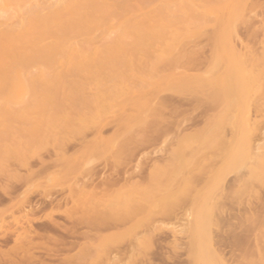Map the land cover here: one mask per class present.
Listing matches in <instances>:
<instances>
[{
	"label": "rangeland",
	"instance_id": "rangeland-1",
	"mask_svg": "<svg viewBox=\"0 0 264 264\" xmlns=\"http://www.w3.org/2000/svg\"><path fill=\"white\" fill-rule=\"evenodd\" d=\"M140 18L99 19L82 100L0 137V264H264V0L103 34Z\"/></svg>",
	"mask_w": 264,
	"mask_h": 264
},
{
	"label": "bare ground",
	"instance_id": "bare-ground-1",
	"mask_svg": "<svg viewBox=\"0 0 264 264\" xmlns=\"http://www.w3.org/2000/svg\"><path fill=\"white\" fill-rule=\"evenodd\" d=\"M209 1L0 0V137L20 129L19 120L42 114L54 104L82 100L89 81L96 79L98 64L92 63L80 39L101 30L99 19L124 12L141 17L102 33L116 38L121 47H146L164 35L179 36L169 27L170 19L194 13ZM146 6L153 9L140 11ZM148 16L156 18L149 21ZM120 61L134 64L130 56ZM2 146L7 156L15 151Z\"/></svg>",
	"mask_w": 264,
	"mask_h": 264
}]
</instances>
